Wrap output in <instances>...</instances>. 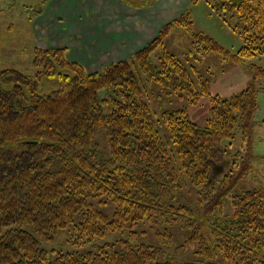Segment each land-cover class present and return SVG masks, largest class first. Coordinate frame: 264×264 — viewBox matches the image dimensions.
<instances>
[{
	"label": "trees",
	"instance_id": "1",
	"mask_svg": "<svg viewBox=\"0 0 264 264\" xmlns=\"http://www.w3.org/2000/svg\"><path fill=\"white\" fill-rule=\"evenodd\" d=\"M124 1L135 8L152 3ZM198 1L127 59L94 73L68 61L64 47L34 48L33 75L0 71V264H173L162 246L131 243L143 221L178 225L200 258L264 264V182L233 194L257 160L251 143L257 89L252 83L229 98L212 96L195 67L164 48L179 27L191 33L200 54L219 52L236 63L264 54V0H205L236 17L233 30L243 45L235 54L191 32L190 9ZM251 68L264 81V70ZM151 85L190 104L208 97L206 125L192 122L185 109L163 110V140L144 99ZM224 166L226 173L215 178ZM184 187L196 191L200 217L221 216L197 219L177 202ZM227 198L231 210L224 215ZM109 205L111 216L98 207ZM70 225L74 247L123 230L128 237L94 251L41 246ZM155 236L161 245L174 243L166 228Z\"/></svg>",
	"mask_w": 264,
	"mask_h": 264
},
{
	"label": "rangeland",
	"instance_id": "2",
	"mask_svg": "<svg viewBox=\"0 0 264 264\" xmlns=\"http://www.w3.org/2000/svg\"><path fill=\"white\" fill-rule=\"evenodd\" d=\"M48 1L0 0V71L13 69L26 75H33L36 72L32 66L34 48L50 49L49 47L51 46L52 48L55 46H57L55 48H63L68 42L78 41V38H80L78 32H58L59 30H55L53 26L47 28L49 32L43 29L42 32H35L37 30L34 28V24L38 17L43 15L42 17L47 22H50L47 20L49 17H44L43 12ZM189 18L192 22V33H201L210 37L219 46L231 53L235 54L243 45L242 37L237 31L233 30L237 22L236 17H232L227 13H217L205 0H199L191 6ZM77 44H72L74 48L72 55L70 54V50H67V57L71 58L72 62L78 63V59L74 55H80L82 58H85L84 62L87 64V71L99 70L101 63L96 61L95 55L92 53V46L89 47V50L92 51L86 49L87 54H85L83 46ZM77 47L83 49L82 52H77ZM164 48L166 51L174 54L188 68L194 66L201 79L208 81L212 96H219L222 99L229 98L254 83L257 89V110L254 117L255 122L253 123L251 143L252 152L257 160L252 168V172L239 182L233 190V194H238L242 190L252 189L255 185L264 182V81L256 79L251 68V66H257L264 70V54H257L242 63L226 59L219 52H203V54H200L193 48L191 33L179 27H174L169 32L164 40ZM161 51L160 49L157 53L159 54ZM190 51L194 53H190ZM74 52L77 53L74 54ZM144 99L154 115L157 130L163 140L168 139L167 128L160 119V114L163 110L185 109L192 122L200 127L206 125L210 107L208 97H199L196 103L190 104L185 97L179 98L177 95L166 94L165 91H161L156 85H151L147 87V94H145ZM234 143L237 145L238 140H235ZM227 170L228 166L220 167L214 173L215 178L220 179ZM188 190H192L194 194L188 193ZM196 200H198L196 191L192 188L184 187L183 193L177 202L190 206L195 211L197 219L200 218L202 222L215 221L216 217L221 216L218 213L216 216L209 218L200 217L201 211ZM91 201L96 203L98 200L92 199ZM229 201V198L223 201L224 215L231 210ZM98 207L108 216L112 215L113 209L111 205ZM78 219L79 216L76 217V221ZM164 228L168 229L174 237L172 245H161L155 236L156 231H161ZM205 229L207 231V227ZM134 231L137 233V237L131 242L133 245L145 243L162 246L171 256L173 264H225L217 256L206 260L195 255L197 245L195 243L184 244L183 231L178 225L159 224L153 226L149 222L143 221L134 227ZM73 235V227L70 225L60 230L54 236L52 242L43 243L41 246L47 250L55 249L64 253L94 251L98 245L126 239L128 231L123 230L115 234L109 233L103 239L92 240L82 247H74Z\"/></svg>",
	"mask_w": 264,
	"mask_h": 264
},
{
	"label": "crops",
	"instance_id": "3",
	"mask_svg": "<svg viewBox=\"0 0 264 264\" xmlns=\"http://www.w3.org/2000/svg\"><path fill=\"white\" fill-rule=\"evenodd\" d=\"M191 1L152 0L151 6L135 8L124 0H49L43 12L50 22L42 15L36 19L34 28L37 30L35 32H42V29L49 32L47 28L52 26L58 32H78V41L68 42L63 47L70 50L72 55V44L80 41L77 45L83 46L85 52L86 49L93 50L96 61L101 63L100 69L104 65L125 60L140 50L157 36L164 25L183 14ZM90 46L92 50H89ZM76 49L77 52L83 50ZM67 50L65 58L72 62L67 57ZM74 57L85 70L88 68L85 58L80 55Z\"/></svg>",
	"mask_w": 264,
	"mask_h": 264
}]
</instances>
